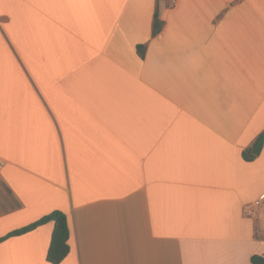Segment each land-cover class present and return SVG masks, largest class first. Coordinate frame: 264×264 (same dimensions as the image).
Segmentation results:
<instances>
[{
  "label": "crops",
  "instance_id": "0c3cea01",
  "mask_svg": "<svg viewBox=\"0 0 264 264\" xmlns=\"http://www.w3.org/2000/svg\"><path fill=\"white\" fill-rule=\"evenodd\" d=\"M262 132L264 0H0V240L61 211V264H251ZM53 231L0 264H51Z\"/></svg>",
  "mask_w": 264,
  "mask_h": 264
},
{
  "label": "trees",
  "instance_id": "16d2710c",
  "mask_svg": "<svg viewBox=\"0 0 264 264\" xmlns=\"http://www.w3.org/2000/svg\"><path fill=\"white\" fill-rule=\"evenodd\" d=\"M162 26H163V22L159 20L157 13L156 21L154 23V31H153L155 36L161 32ZM138 52L141 56H145L146 47L142 45L138 46ZM263 148H264V132H262L257 137L256 141L251 147L244 150L243 159L246 162H253L261 155ZM49 222L54 223V231L52 234L47 260L51 264H61L69 256L71 252V246L69 244V240L71 236L69 222L67 215L61 211H54L41 218L39 221L21 230L10 233L6 238L27 233ZM4 239H1L0 241H3ZM251 264H264V257L261 255H253L251 258Z\"/></svg>",
  "mask_w": 264,
  "mask_h": 264
},
{
  "label": "built area",
  "instance_id": "2783aa9c",
  "mask_svg": "<svg viewBox=\"0 0 264 264\" xmlns=\"http://www.w3.org/2000/svg\"><path fill=\"white\" fill-rule=\"evenodd\" d=\"M166 1L169 3L171 7H174L177 4V0H166ZM2 167H3V162L0 160V170L2 169ZM258 204L259 203L257 202V205ZM248 210L249 208H246L245 212H249Z\"/></svg>",
  "mask_w": 264,
  "mask_h": 264
}]
</instances>
